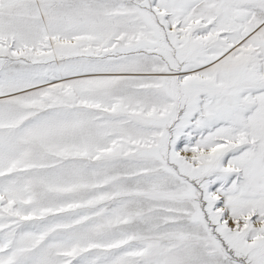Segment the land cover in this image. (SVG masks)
I'll return each instance as SVG.
<instances>
[{"label": "snow or ice", "instance_id": "6c2138e0", "mask_svg": "<svg viewBox=\"0 0 264 264\" xmlns=\"http://www.w3.org/2000/svg\"><path fill=\"white\" fill-rule=\"evenodd\" d=\"M0 264H264V0H0Z\"/></svg>", "mask_w": 264, "mask_h": 264}]
</instances>
